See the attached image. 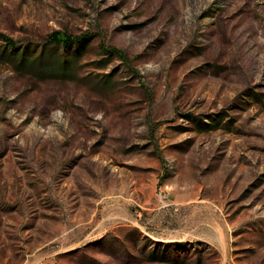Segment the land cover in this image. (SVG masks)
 <instances>
[{"label":"rangeland","instance_id":"1","mask_svg":"<svg viewBox=\"0 0 264 264\" xmlns=\"http://www.w3.org/2000/svg\"><path fill=\"white\" fill-rule=\"evenodd\" d=\"M55 29L65 76L0 38V264H264V0H0Z\"/></svg>","mask_w":264,"mask_h":264},{"label":"trees","instance_id":"2","mask_svg":"<svg viewBox=\"0 0 264 264\" xmlns=\"http://www.w3.org/2000/svg\"><path fill=\"white\" fill-rule=\"evenodd\" d=\"M89 37L88 32L72 34L65 30L55 29L40 45L33 47L30 42L21 43L0 31V38L6 44L4 53L13 58L17 67L34 68L36 71L59 76L69 74L71 66L78 63ZM101 47L103 53L109 56L118 55L124 60L127 59L126 54L115 46L102 44ZM61 48L64 49L63 52L59 51Z\"/></svg>","mask_w":264,"mask_h":264}]
</instances>
